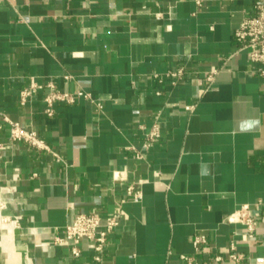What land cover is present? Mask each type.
I'll use <instances>...</instances> for the list:
<instances>
[{
  "label": "crops",
  "instance_id": "obj_1",
  "mask_svg": "<svg viewBox=\"0 0 264 264\" xmlns=\"http://www.w3.org/2000/svg\"><path fill=\"white\" fill-rule=\"evenodd\" d=\"M255 2L0 0V264L213 262L231 241L264 264V74L234 36ZM53 90L74 100L49 115ZM260 200L247 238L226 218ZM90 211L119 214L100 261L91 239L56 242Z\"/></svg>",
  "mask_w": 264,
  "mask_h": 264
},
{
  "label": "built area",
  "instance_id": "obj_2",
  "mask_svg": "<svg viewBox=\"0 0 264 264\" xmlns=\"http://www.w3.org/2000/svg\"><path fill=\"white\" fill-rule=\"evenodd\" d=\"M234 36L239 43V49L245 50L253 62L260 64L258 69L261 74H264V0H256L254 14L243 18L242 22L235 30ZM218 72L219 69L217 68H213L207 72V85L202 89L203 91L208 89ZM179 73L180 72H172L171 74L177 76ZM49 85L53 87L52 84ZM42 87V84L33 79L31 84L21 91V102L23 104L26 103L30 96ZM57 100L71 102L74 100V97L68 92L51 91L44 99L45 111L47 114L51 115L53 113L54 104ZM4 119L10 125L9 132L12 140L23 141L35 148L53 152L46 140L41 138L36 131L24 128L19 122L11 120L7 116H4ZM157 134L158 128L155 127L148 134L146 143L155 140ZM116 176H118L117 173ZM128 191L130 193L133 192V186H130ZM261 204V200L254 204H242L239 208L229 213L226 220L228 222L242 223L245 226V236L247 238H252L255 236L258 223V214L255 212V209ZM118 217V213L103 216L95 211L80 212L75 215L70 224L66 225L64 235L56 237V242L69 241L72 253L77 256L80 254V241L84 238L91 239L94 242V250L96 251L95 259L100 261L102 259L104 246L108 241V236L118 224ZM6 220L17 221L16 219L10 220L9 218H6ZM206 242L207 237L203 234L197 235L193 240L197 250L201 245L206 244ZM181 257V264H252L246 260V254L238 250L235 241H231L229 244L228 259L218 254L215 255L213 262H198L192 255L183 254Z\"/></svg>",
  "mask_w": 264,
  "mask_h": 264
}]
</instances>
